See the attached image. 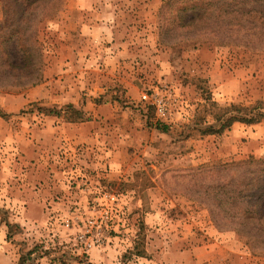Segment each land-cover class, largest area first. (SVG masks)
Wrapping results in <instances>:
<instances>
[{
  "label": "rangeland",
  "instance_id": "1",
  "mask_svg": "<svg viewBox=\"0 0 264 264\" xmlns=\"http://www.w3.org/2000/svg\"><path fill=\"white\" fill-rule=\"evenodd\" d=\"M121 4L123 9L134 6L128 2ZM76 6V0H62L57 13L44 19L38 26L42 71L51 67L63 42L85 40L81 32L79 35L75 32L77 19L73 10ZM261 10L264 11L263 8ZM2 13L0 4V20ZM123 18L125 22L133 19L131 16ZM155 26L158 34L157 21ZM135 44L136 60L122 64L120 69L121 73L134 75L146 98L131 99L122 85L117 87V82L109 83L105 94L90 96L94 104L114 105V114L103 128L107 138L99 139V144L93 147L85 144L82 149L65 146L57 148L55 153L54 149L50 150L55 159L50 158L46 166L55 170L56 175L53 176L54 172H51L49 179L59 185V190L52 197L58 203L55 209L46 201L43 210L47 211V221L39 225H25L21 219L18 220L22 207L18 208L17 204L11 207V203H7L14 194L19 199L23 179L18 180L13 175L14 189L11 191H4V187H0V224L11 227V239L19 234L15 241L25 244L24 241L28 239L27 248L36 247V254L43 253L42 249H49L50 253L43 257L42 263L54 259L55 264H87L78 263L79 259L86 257L91 264L93 258H90V254L98 250L105 254L104 261L99 264H145L153 259L155 251L185 244L187 240H179L184 239L185 235H194L193 244L197 243L195 237L201 236V242L218 237L211 234L213 222L207 210L201 208V193L197 189L200 184L196 188L191 186L189 170L248 156L264 159V154L244 157L237 154L227 158L224 152L230 143L240 149L241 141L246 140L245 137L238 140L232 135L234 132L247 133V137L260 135L261 130L256 132L252 125L234 123L221 135L202 136L200 133L201 127L212 123L217 107L249 106L256 101L264 102L263 45L256 41L240 40L231 49L210 48L201 44L189 45L182 52L167 49L171 58L169 64L165 70L161 69L162 72L155 73L152 70L156 63L155 56H161L158 51L163 47L156 51L153 43L139 41ZM13 75L16 74H7L0 80V94L7 92L17 95L26 91L20 88L25 81L16 80ZM42 77L43 73L41 80ZM69 107L74 106H45L35 102L13 115V119L16 121L27 117L35 122L43 115L55 116L62 122L89 119L78 109L73 108L79 112L75 114ZM159 107L162 112H159ZM0 117L4 123L11 118L1 110ZM157 120L166 125L165 133L154 128ZM260 124H264V121ZM7 128L5 124L4 129ZM259 128L263 129L262 126ZM231 137L235 140L231 141ZM2 148H6L5 144ZM3 153L7 158L6 152ZM7 153L15 157L12 150L8 149ZM114 161L119 162V168L115 169ZM7 163L11 165L10 160ZM87 217L102 222L100 230L103 237L99 247L85 255L74 240L76 225L66 228L64 221L74 218L85 221ZM232 241L242 254H246L249 264H264V256L254 254L239 238L235 236ZM109 249L111 254L106 256ZM246 260H242V264Z\"/></svg>",
  "mask_w": 264,
  "mask_h": 264
},
{
  "label": "crops",
  "instance_id": "2",
  "mask_svg": "<svg viewBox=\"0 0 264 264\" xmlns=\"http://www.w3.org/2000/svg\"><path fill=\"white\" fill-rule=\"evenodd\" d=\"M140 1L76 0L77 6L73 10V15L77 19L74 23L75 32L77 35L81 32V36L86 37L85 40L63 42L51 67L42 71V80L37 85L22 94L7 92L0 94V110L11 117L5 123L0 117V148L2 149L0 150V187H4V191L8 189L11 191L14 189L13 175H16L18 180L23 179L19 199L14 194L7 203L10 202L11 207L16 204L18 208L22 207L18 220L21 219L25 225H39L47 221V211H44L46 201L48 205L53 206V209L58 206L52 197L58 192L59 185L49 179L51 172H54L53 176L56 175L55 170H50L46 166L50 158L55 159L50 150L54 149L55 153L57 148L61 149L65 146L82 149L85 144L93 147L99 144V139L106 140L103 128L106 127V121L114 114V105L94 104L90 96L105 94L108 84L117 82V87L122 85L131 99L146 98L134 75L121 73L120 69L122 64L136 60L135 43L139 41L153 43L157 48L156 51L163 47V50L158 51L161 52V56H155L156 63L152 69L155 73L162 72L161 69L165 70L166 65L169 64L171 59L169 51L160 44L155 26L158 9L163 0H142L141 3ZM122 2L134 6L123 9ZM125 16H131L133 19L125 22L123 18ZM35 102H41L45 106L72 104L73 108L81 111L89 119L62 122L51 115H43L35 122L27 117L16 121L13 119V115ZM5 124L7 129H4ZM251 128L256 132L261 130L260 135L247 137V133H232L238 140L244 137L246 140L241 141L240 149L236 144L230 143L227 149H224L227 158H233L237 154L241 157L264 154V124L252 125ZM227 140L229 141L230 138ZM234 140L231 137V141ZM4 144L6 148H2ZM7 148L15 153L17 160L12 154L10 156L7 153ZM3 152H6L7 158ZM9 160L11 165L7 163ZM114 166L115 169L119 168V162L117 164L114 161ZM22 193H25V196H22ZM211 225V234L225 240L213 237L211 240L201 242L200 236L195 237L197 243L193 244L194 235H185L184 239L179 238L181 242L187 240L185 244L155 251L153 259L147 260L145 264H242V260H246V254H242V251L233 244L234 234L219 232L213 224ZM22 231L26 230L22 229ZM7 232V226L0 224V264H17L21 250L25 247L28 250V239L22 244L20 241H15L20 234L7 239ZM24 236L27 237L29 234ZM30 240L32 242V239ZM103 253L98 250L92 251L91 264L104 261ZM109 253L111 254L110 249L106 256H109ZM222 253H225L224 257ZM244 264L249 263L246 260Z\"/></svg>",
  "mask_w": 264,
  "mask_h": 264
},
{
  "label": "trees",
  "instance_id": "3",
  "mask_svg": "<svg viewBox=\"0 0 264 264\" xmlns=\"http://www.w3.org/2000/svg\"><path fill=\"white\" fill-rule=\"evenodd\" d=\"M0 4L3 12L0 80L7 74H16L13 78L23 79L25 84L20 88L27 90L41 81L38 26L57 13L62 0H0ZM261 8L264 9V0H163L157 13L159 42L171 51L177 49L176 52L196 44L231 49L240 40L256 41L264 46V11ZM16 58L18 62L10 61ZM69 108L79 114L73 107ZM263 121V101L249 106L217 107L212 123L201 127L200 133L202 136L221 135L234 123L256 125ZM154 128L162 133L167 129L158 120ZM189 176L191 186L196 188L200 184L197 189L201 193V208L207 210L215 228L219 232L234 233L254 254L264 256V159L248 156L201 165L191 168ZM10 228L7 239H11ZM36 250V247L22 249L17 264H55L54 259L49 263L41 262L50 253L49 249H42L44 252L39 254ZM80 262L89 264L86 257L79 259Z\"/></svg>",
  "mask_w": 264,
  "mask_h": 264
},
{
  "label": "built area",
  "instance_id": "4",
  "mask_svg": "<svg viewBox=\"0 0 264 264\" xmlns=\"http://www.w3.org/2000/svg\"><path fill=\"white\" fill-rule=\"evenodd\" d=\"M162 112V108H158ZM101 221L98 223L93 217H87L85 221H80L78 218L64 221V226L69 228L76 225L74 240L79 245L83 254L88 253L95 247H99L102 243V232L100 230Z\"/></svg>",
  "mask_w": 264,
  "mask_h": 264
}]
</instances>
